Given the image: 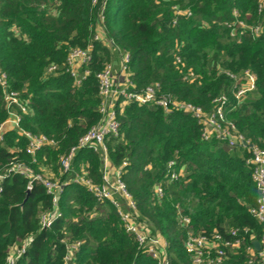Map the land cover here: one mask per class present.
I'll use <instances>...</instances> for the list:
<instances>
[{"label":"trees","instance_id":"1","mask_svg":"<svg viewBox=\"0 0 264 264\" xmlns=\"http://www.w3.org/2000/svg\"><path fill=\"white\" fill-rule=\"evenodd\" d=\"M236 10L247 25L244 29L229 26ZM257 26L259 34L250 29ZM100 29L104 42L95 40ZM89 45L94 46L90 73L77 85L67 70V56L71 49ZM126 53L133 89L158 83L162 93L208 115L226 96V121L250 144L264 149V7L259 10V0H0V68L10 88L27 103L21 127L56 142L32 156L26 152L27 138L10 130L0 142V169L15 158L36 173L68 182L59 198L62 215L50 228H41L40 213L52 207L46 189L35 182L28 194L27 178H5L0 264H8L12 248L28 237L32 241L25 252H15L14 264H64V240L82 242L77 264H158L126 231L110 201H98L86 186L71 181L85 168L100 183L101 152L79 150L69 172L59 160L100 121L96 76L107 64L120 73ZM52 65L56 70L49 72ZM247 70L256 75V88L238 102V82L232 75ZM7 117L0 87V125ZM117 119L119 133L106 137L108 157L121 169L137 204L138 222L151 237L167 242L170 264H192L185 249L189 233L219 232L227 238L233 228L241 229L244 239L227 264L246 261V247L253 235L261 239L264 229L251 211L259 191L247 163L249 147H231L216 137L205 140L202 125L190 113H167L154 104L131 103L118 111ZM173 170L179 173L177 179H171Z\"/></svg>","mask_w":264,"mask_h":264},{"label":"built area","instance_id":"2","mask_svg":"<svg viewBox=\"0 0 264 264\" xmlns=\"http://www.w3.org/2000/svg\"><path fill=\"white\" fill-rule=\"evenodd\" d=\"M263 7L264 0H259V10L263 9ZM235 16L236 20L229 26L246 28L247 25L239 18L237 10L235 11ZM250 29L253 33H260L259 26L250 27ZM95 40L104 42V33L101 29L96 34ZM93 51L94 46L89 45L87 48L71 49L67 56V70L73 76L77 85H80L90 73L87 66L93 60ZM130 60L128 53L122 56L120 73L114 71L113 64H107L97 74L99 94L102 99L99 109L101 119L79 139L78 143L66 155H62L59 159L63 171L69 172L72 170L74 157L79 150L89 149L101 152L103 158L102 181L97 183L87 176L88 172L85 168L82 169V175H77L71 181L86 186L98 201H110L117 208L126 231L136 237L139 248L143 253L151 256L158 264H170L167 242L159 236L151 237L149 229L138 222L137 204L122 179L121 169L112 165L106 145L107 136L119 133L118 111H123L125 106L131 103L139 105L154 104L162 107L167 113L172 112V110L190 113L202 125V138L205 140L216 137L227 141L231 147L239 144L249 147L251 154L249 159H247V163L252 167V177L259 191L257 204L251 211L260 223H264V149L250 144L236 131L233 124L226 121L225 112L228 98L226 96L220 97L217 110L213 114L208 115L202 108L192 103L177 101L172 99L171 95L162 93L158 83L141 91L135 90L127 70ZM55 70L56 66L54 65L48 68L49 72H54ZM232 77L238 82L234 93L235 97L238 102H242L247 93L256 88L257 77L249 70L245 71L241 76L232 75ZM0 87L8 110L7 119L0 125V142L3 141L4 135L8 131L17 130L20 135L27 138L26 152L32 156H35L44 146L55 145L56 142L45 135L32 134L21 127L22 114L28 113L27 103L21 100L18 91L10 88L8 75L1 68ZM123 164L125 165L126 163L124 162ZM173 165L174 162L169 163L170 167ZM13 174H19L28 179L27 190L33 189L36 182L43 185L46 192L51 196L52 207L42 211L39 215L41 228H50L62 215L59 209V198L63 187L68 182L53 180L48 173H36L24 161L12 158L0 169V194L4 190L3 181L7 176ZM169 174L171 179L179 177V173L175 170L170 171ZM156 190L159 195L162 194L161 184L156 186ZM183 221L189 223L188 218H184ZM248 232V228L243 230V234ZM230 235L231 237L225 238L219 232H215L211 236L189 233L185 242V249L191 256L192 264H227L231 253L240 252L243 243L242 238L244 239L239 228H233L230 231ZM252 238V245L247 246L245 250L250 257L241 264H264V229L261 239H257L254 235ZM254 240L260 241L261 247L259 250L253 245ZM31 241V237H28L20 247L12 248V253L8 257V264H14L15 252L16 254L25 252L26 246ZM64 242L67 251L64 256V264H77L75 255L82 242H69L68 240H64Z\"/></svg>","mask_w":264,"mask_h":264},{"label":"water","instance_id":"3","mask_svg":"<svg viewBox=\"0 0 264 264\" xmlns=\"http://www.w3.org/2000/svg\"><path fill=\"white\" fill-rule=\"evenodd\" d=\"M27 193L29 194V190H27ZM27 199V198H26ZM253 245L256 247L257 250L260 249V241L259 240H254Z\"/></svg>","mask_w":264,"mask_h":264}]
</instances>
